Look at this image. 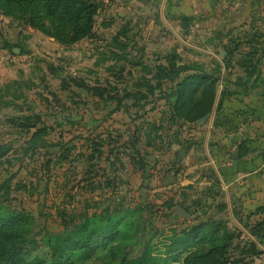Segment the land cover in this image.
Masks as SVG:
<instances>
[{
  "label": "rangeland",
  "instance_id": "rangeland-1",
  "mask_svg": "<svg viewBox=\"0 0 264 264\" xmlns=\"http://www.w3.org/2000/svg\"><path fill=\"white\" fill-rule=\"evenodd\" d=\"M90 1L97 5L91 32L73 42L0 12V208L27 215L33 243L25 251L45 254V264L50 240L60 242L64 226L85 216L92 224L116 219V231L89 255L73 249L62 264H118L122 252L143 250L164 256L169 241H189L193 225L216 222L218 234L232 233L227 253L236 257L248 236L230 219L222 176L209 160L208 118L171 119L163 96L172 86L153 77L173 55L178 64L195 62L181 59L171 34H159V50H141L157 36L152 26L165 27L158 0ZM143 76L161 84L150 91ZM185 245L166 264L193 248Z\"/></svg>",
  "mask_w": 264,
  "mask_h": 264
},
{
  "label": "crops",
  "instance_id": "crops-1",
  "mask_svg": "<svg viewBox=\"0 0 264 264\" xmlns=\"http://www.w3.org/2000/svg\"><path fill=\"white\" fill-rule=\"evenodd\" d=\"M158 1L165 27L152 26L157 36L140 48L159 50L164 44L158 42L159 34H171L183 61H194L217 76L221 84L210 112L213 116L217 110L220 124L208 123L204 141L207 137L211 143L213 168L224 172L220 180L230 219L260 249L253 264H264V236L259 242L245 228L263 216L261 210L246 213L264 204V0ZM164 83L169 90L172 83ZM163 97L172 102L170 92ZM240 140L243 151L238 155Z\"/></svg>",
  "mask_w": 264,
  "mask_h": 264
},
{
  "label": "trees",
  "instance_id": "trees-1",
  "mask_svg": "<svg viewBox=\"0 0 264 264\" xmlns=\"http://www.w3.org/2000/svg\"><path fill=\"white\" fill-rule=\"evenodd\" d=\"M97 5L90 0H0V12L3 14L14 15L23 19V23L35 27L47 35H53L61 41L73 42L88 35L91 32L93 14ZM60 26H68L66 30ZM177 59L176 55L169 57L167 63L156 64L158 71L153 77H160L172 83L173 96L170 105V118L185 122H193L205 113H208L215 99L217 76L206 71L202 66L194 63L193 65L171 64V60ZM190 69L191 73L182 75L178 80L179 74ZM167 71V72H166ZM165 77V78H164ZM159 78V79H160ZM147 77L141 78L148 90L154 89L161 84L162 79L149 85L144 83ZM148 80V79H147ZM140 84V83H138ZM221 84V83H220ZM222 88L218 91L220 96ZM113 98L115 96H108ZM119 97H115V107L119 106ZM212 127L220 124L217 110L215 109L211 121ZM240 140L237 154L243 151ZM224 176V172H219ZM1 201V200H0ZM181 206V205H180ZM182 207V206H181ZM261 210L263 216L254 221L247 227L248 233L255 239L261 240L264 236V204H260L250 213ZM28 217L19 211L0 208V264H45L41 259L45 256H29L25 251L26 245L32 244L27 237ZM90 218L85 216L81 223H77L67 228L57 236L60 242L56 243L53 239L48 243L49 252L46 255V264H62L68 261L70 252L78 248L80 253L89 255L94 245L108 241L112 238L116 229V219L105 218L102 223L92 224ZM92 224V225H91ZM221 222L204 229L205 223L193 225L188 233L189 241L184 243V239L173 245L169 241L166 255H154L149 251L143 250L135 256H126L121 253L118 264H166L167 260H174L176 248H183L185 244L192 245V249L187 250L177 263L170 264H243L244 258H251L260 252L257 245L246 237L242 243L238 255L230 257L227 248L230 245L232 233L227 228H223L218 234V228L222 227ZM210 235L205 240V233ZM197 247L194 248V245ZM115 248L117 244H114ZM184 250V249H183ZM177 257H175L176 259Z\"/></svg>",
  "mask_w": 264,
  "mask_h": 264
},
{
  "label": "water",
  "instance_id": "water-1",
  "mask_svg": "<svg viewBox=\"0 0 264 264\" xmlns=\"http://www.w3.org/2000/svg\"><path fill=\"white\" fill-rule=\"evenodd\" d=\"M13 51H18V49L16 47H13L12 48ZM205 118H208L209 119V124L211 123V119H212V111L211 112H208V113H205L201 118H199V120L197 122H202ZM208 129H209V125L207 127V132H208ZM183 153L182 149H178L177 150V154H178V157L181 156V154ZM173 209L176 213H178L179 215H186L187 212L185 211V209L183 207H181L180 205L178 204H175L173 206Z\"/></svg>",
  "mask_w": 264,
  "mask_h": 264
}]
</instances>
